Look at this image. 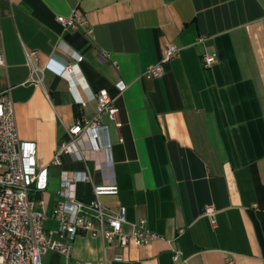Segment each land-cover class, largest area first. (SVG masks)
I'll list each match as a JSON object with an SVG mask.
<instances>
[{"label":"crops","instance_id":"crops-1","mask_svg":"<svg viewBox=\"0 0 264 264\" xmlns=\"http://www.w3.org/2000/svg\"><path fill=\"white\" fill-rule=\"evenodd\" d=\"M76 9L87 28L64 29L57 17ZM165 43L178 54L162 77H145ZM0 49V92L10 91L19 137L36 145L38 166L48 168L38 198L49 208L62 172L86 167L72 156L51 164L70 127L93 119L100 91L119 109L122 126L106 119L109 134L102 133L112 162L83 137L86 163L94 185H118L101 201L127 207L123 231L144 220L161 238L120 249L116 240L81 233L72 242L75 260L264 264V0H0ZM205 55L216 57L211 68L203 67ZM70 62L76 70L65 74ZM34 68L44 69L43 85L32 81ZM93 184L78 183L80 201L94 198ZM64 262L54 251L43 259Z\"/></svg>","mask_w":264,"mask_h":264},{"label":"built area","instance_id":"built-area-1","mask_svg":"<svg viewBox=\"0 0 264 264\" xmlns=\"http://www.w3.org/2000/svg\"><path fill=\"white\" fill-rule=\"evenodd\" d=\"M57 21L66 30L86 29L88 22L85 15L76 9L69 16H58ZM205 39L199 38L198 43ZM179 49L165 43L162 60L146 69L144 76L150 79L160 78L165 73V64L170 62ZM34 52L28 53L31 59ZM109 60V56L103 54ZM83 57L78 58V62ZM216 63V57L205 55L202 58L203 67L208 69ZM4 64V53L0 49V65ZM78 63L66 65L65 74H72ZM32 81L43 85L44 69L34 68ZM119 88L124 89L122 82ZM97 102V113L91 120L77 119L69 129V139L61 143L51 161L52 165L61 166L64 156H72L85 162L82 171L61 174L60 190L51 208L40 193L48 189V168H40L37 163L36 145L23 142L19 137L14 105L10 91L0 92V264H43L46 253L58 252L65 258L64 264H90L75 260L72 256V242L81 233L101 234L107 244L115 240L120 249L131 242L137 247L161 238L145 228V221L132 225V232L123 231L127 222V207L120 206L113 210L101 201L104 195H117L119 187L115 183L94 185L91 171L86 163L87 157L81 147V140L86 137L92 146V151H104L111 163L112 144L107 137L103 140L102 133L109 134L108 119L117 127L119 109L107 91H100L92 96ZM93 184L94 198L89 202L77 198L78 183ZM206 215L215 216L214 207H206ZM53 221L55 226L48 227ZM183 230L179 231L181 235ZM180 252L174 256L178 261ZM115 261H123L124 255L118 252ZM232 264L231 260H228Z\"/></svg>","mask_w":264,"mask_h":264},{"label":"trees","instance_id":"trees-1","mask_svg":"<svg viewBox=\"0 0 264 264\" xmlns=\"http://www.w3.org/2000/svg\"><path fill=\"white\" fill-rule=\"evenodd\" d=\"M38 197H39V195H38Z\"/></svg>","mask_w":264,"mask_h":264}]
</instances>
